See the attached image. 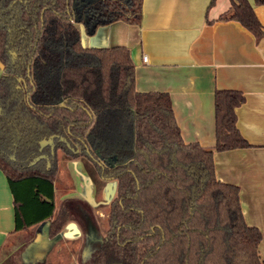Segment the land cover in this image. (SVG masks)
Here are the masks:
<instances>
[{
  "label": "trees",
  "instance_id": "16d2710c",
  "mask_svg": "<svg viewBox=\"0 0 264 264\" xmlns=\"http://www.w3.org/2000/svg\"><path fill=\"white\" fill-rule=\"evenodd\" d=\"M141 2L0 0V171L13 231L47 222L54 237L73 218V199L54 202L62 152L115 183L107 230L80 264H264L237 186L214 176L213 152L249 147L236 127L243 94L214 91L213 148L184 143L168 94L134 90L127 47L83 45L82 34L100 26L137 25ZM229 4L218 20L237 21L259 40L253 5L264 0Z\"/></svg>",
  "mask_w": 264,
  "mask_h": 264
},
{
  "label": "crops",
  "instance_id": "0c3cea01",
  "mask_svg": "<svg viewBox=\"0 0 264 264\" xmlns=\"http://www.w3.org/2000/svg\"><path fill=\"white\" fill-rule=\"evenodd\" d=\"M210 1L142 0L137 25L112 22L92 35L82 34V42L85 47H127L134 90L168 94L184 143L213 148L214 91L243 94L236 127L249 147L213 152L214 176L237 186L243 220L261 234L257 252L264 263V5H253L263 32L256 41L239 22L218 20L229 0L209 6ZM45 223L13 231L12 196L0 171V264L11 257L17 264L87 262L80 230L64 228L57 238L45 239Z\"/></svg>",
  "mask_w": 264,
  "mask_h": 264
},
{
  "label": "rangeland",
  "instance_id": "374dc122",
  "mask_svg": "<svg viewBox=\"0 0 264 264\" xmlns=\"http://www.w3.org/2000/svg\"><path fill=\"white\" fill-rule=\"evenodd\" d=\"M85 1L93 2L83 0ZM81 11L83 9L79 7L78 12ZM57 158L58 170L53 184L54 202L58 204L66 198L74 200L73 218L62 229L74 228L82 232L85 259L90 261L99 245L100 237L108 227L109 193L114 183L101 179L92 163L84 157L70 159L58 152ZM13 245L16 244L9 247ZM5 252L6 249L1 253ZM12 259L11 257V261L6 264H17L12 262Z\"/></svg>",
  "mask_w": 264,
  "mask_h": 264
},
{
  "label": "water",
  "instance_id": "95a60500",
  "mask_svg": "<svg viewBox=\"0 0 264 264\" xmlns=\"http://www.w3.org/2000/svg\"><path fill=\"white\" fill-rule=\"evenodd\" d=\"M1 74H2V65L0 64V76H1ZM48 143L50 144V149H51V152H52V136H50L49 138H48ZM38 158V157H37ZM36 158V159H37ZM35 159V160H36ZM44 228H46V230H47V232L45 231V233H44V237H45V239H47V235H48V223L46 222L45 224H44ZM58 237V234H56L55 236H54V238H57ZM100 240H101V237H100V239H99V242H100Z\"/></svg>",
  "mask_w": 264,
  "mask_h": 264
},
{
  "label": "flooded vegetation",
  "instance_id": "af4514ba",
  "mask_svg": "<svg viewBox=\"0 0 264 264\" xmlns=\"http://www.w3.org/2000/svg\"><path fill=\"white\" fill-rule=\"evenodd\" d=\"M49 137H50V136H49ZM52 138H53V136H52ZM47 143H48V139H47ZM48 144H49V143H48ZM49 147H50V144H49ZM50 152H51V149H50ZM52 152H53V145H52ZM52 152H51V153H52ZM61 153H62V152H61ZM62 154H63V153H62ZM63 155H64V154H63ZM37 157L40 158V157H45V156H44V155H39V156H37ZM37 157H36V158H37ZM81 157H83V156H81ZM36 158H35V159H36ZM38 158H37V159H38ZM78 158H79V157H78ZM78 158H77V159H78ZM84 158H85V157H84ZM35 159H34V161H35ZM37 159H36V160H37ZM87 160H88V159H87ZM97 174H98V173H97ZM100 178H101V177H100ZM101 179H102V178H101ZM103 180H107V181H109V182H113V183H114V181H113V180H110V179H103ZM114 186H115V183L113 184V189H114ZM113 189H112V190H113ZM112 190H111V191H112ZM111 191H110V192H111ZM109 195H110V193H109ZM109 200H110V199H109Z\"/></svg>",
  "mask_w": 264,
  "mask_h": 264
},
{
  "label": "built area",
  "instance_id": "2783aa9c",
  "mask_svg": "<svg viewBox=\"0 0 264 264\" xmlns=\"http://www.w3.org/2000/svg\"><path fill=\"white\" fill-rule=\"evenodd\" d=\"M142 60H143V61H146V57H145V56H143V57H142Z\"/></svg>",
  "mask_w": 264,
  "mask_h": 264
}]
</instances>
